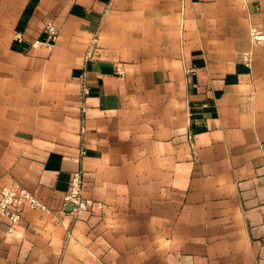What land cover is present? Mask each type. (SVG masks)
I'll list each match as a JSON object with an SVG mask.
<instances>
[{
    "label": "crops",
    "instance_id": "crops-1",
    "mask_svg": "<svg viewBox=\"0 0 264 264\" xmlns=\"http://www.w3.org/2000/svg\"><path fill=\"white\" fill-rule=\"evenodd\" d=\"M255 26L264 0H0V192L51 208L0 224V264H264ZM75 171L101 208L63 211Z\"/></svg>",
    "mask_w": 264,
    "mask_h": 264
},
{
    "label": "built area",
    "instance_id": "built-area-1",
    "mask_svg": "<svg viewBox=\"0 0 264 264\" xmlns=\"http://www.w3.org/2000/svg\"><path fill=\"white\" fill-rule=\"evenodd\" d=\"M251 41L254 45L264 42V31L259 27H252L250 31ZM16 39L24 42L25 37L22 33H16ZM59 39V31L53 21L45 24L43 35L30 41L32 48L53 49ZM92 55L91 52L88 54ZM242 61L247 65H252L251 52L243 53ZM193 68H188L187 73H192ZM89 90L86 86L83 88V96L88 94ZM85 180L81 171L72 172L68 189L64 196L63 211H67L71 215H81L95 207L101 208L103 204L93 198L84 196ZM26 210H37L43 212H51V208L32 190L24 186L18 180L6 184L0 192V224L6 227L8 233H12L23 218Z\"/></svg>",
    "mask_w": 264,
    "mask_h": 264
},
{
    "label": "rangeland",
    "instance_id": "rangeland-1",
    "mask_svg": "<svg viewBox=\"0 0 264 264\" xmlns=\"http://www.w3.org/2000/svg\"><path fill=\"white\" fill-rule=\"evenodd\" d=\"M53 50V49H52Z\"/></svg>",
    "mask_w": 264,
    "mask_h": 264
}]
</instances>
